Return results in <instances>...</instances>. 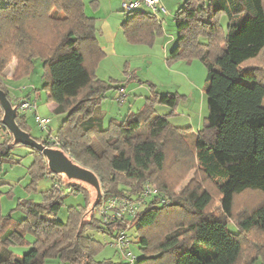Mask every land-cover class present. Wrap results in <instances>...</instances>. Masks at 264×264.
<instances>
[{
  "label": "trees",
  "instance_id": "obj_1",
  "mask_svg": "<svg viewBox=\"0 0 264 264\" xmlns=\"http://www.w3.org/2000/svg\"><path fill=\"white\" fill-rule=\"evenodd\" d=\"M221 17L227 19L226 32L219 23ZM173 19L178 49L171 60L197 58L207 72L208 116L204 130L196 136L174 129L165 118L155 115L153 104L175 108L177 96L170 94H155L137 115L126 121L111 119L105 125L99 104L112 87L94 77L105 54L98 42L95 19L86 16L82 0H0V74L12 59L19 80L41 64L42 89L53 105L52 112L62 117L54 137L57 148L95 174L103 191L101 203L113 197L137 196L147 183L155 185L168 201L166 205L158 199L150 202L128 222L129 229L138 225L144 252L137 264H238L242 238L253 232L264 235V200L251 212L239 215L236 233L229 231L227 223L233 216L235 196L254 191L264 197V84L253 73V63L264 53V0H182ZM120 28L131 44L150 43L161 31L157 19L144 11L128 14ZM200 38L207 43L199 42ZM0 91L11 103L1 79ZM12 106L18 108L19 103ZM1 119L0 107L4 135L0 174L10 160L11 147L22 146L13 144ZM15 122L29 134L23 114L18 113ZM186 138H193L194 154ZM36 142L55 147L48 138ZM167 143L175 145L183 157L194 158L204 177L216 185L222 218L209 215L213 199L208 192L187 186L175 196L161 179ZM25 148L34 155L26 191H36L37 182L46 176L52 177L53 185L41 193L40 203L18 201L12 212L23 215L19 222L12 220V213L3 216L0 205V264H38L46 259H57L61 264H107L94 261L101 245L84 233L97 230L115 239L126 225L98 222L95 215L100 203L78 232L88 205L84 188L60 179L66 192L55 188L57 176L48 172L44 156ZM72 193L81 194L85 206L69 208L67 220L62 222L59 211L65 196ZM4 195L13 198L12 192L0 191V200ZM166 208L184 212L191 220L153 239L151 231ZM18 246L29 249L18 256L12 250ZM251 249L245 264H254L258 258L264 262V252L258 248L253 252V245Z\"/></svg>",
  "mask_w": 264,
  "mask_h": 264
},
{
  "label": "rangeland",
  "instance_id": "obj_2",
  "mask_svg": "<svg viewBox=\"0 0 264 264\" xmlns=\"http://www.w3.org/2000/svg\"><path fill=\"white\" fill-rule=\"evenodd\" d=\"M107 1L109 2L110 0ZM107 1L82 0L86 16L95 19L96 30L99 27V23L96 20H106L113 31V39L116 41L115 51L108 54L104 53V57L94 70L96 79L112 87L102 95L103 98L99 104V110L104 114L105 125L111 119L126 121L137 115L145 107L147 99L155 94H170L177 96L175 108L153 104L155 115L165 118L174 129L184 130L190 135H198L199 132L204 130L208 116L205 92L206 69L197 58L171 60L178 49V34L173 17L178 8L181 7L182 0H164L167 4V11L161 14L160 20H158V22H161V31L155 33L150 43L137 44L128 43L121 32L120 24L124 18L128 17V14L121 12L122 1L120 4L118 3L119 11L113 9V11L106 14ZM114 1L116 0L111 1L112 8L117 6ZM219 23L222 30L226 32L227 19L221 17ZM97 35V38H100L99 40L102 43L100 29ZM199 42L207 43L204 38H200ZM253 65V73L264 84V53ZM41 74V64L38 63L33 74L21 80L17 79L16 61L12 59L0 74V79L8 90L9 98L12 101L11 105L20 103L25 99L22 91L26 89V91L31 92V89H33L31 101L34 103L36 111H28L23 114L26 118L29 135L35 141H44L46 138L51 141L55 137L62 117L52 112L53 105L47 101L46 92L42 89L43 80L41 79ZM242 82L249 86L252 85V83ZM118 86H122V88L118 89ZM262 106L264 107V103ZM38 119L39 121L43 119L50 120L48 127L51 131L49 129H41ZM142 134L144 136L146 132L143 131ZM3 139L4 135L0 130V141ZM186 140L194 154L193 138H186ZM165 150L167 155L161 179L166 181L171 187L173 195H180L181 191L187 186L190 188L198 186L201 190L208 192L213 199L212 206L207 210L209 215L212 218H222L219 203L221 197L217 187L204 177L194 158L191 159L189 155L183 157L182 154L178 153L177 147L170 143L165 145ZM33 161L34 155L29 149L23 146H13L11 147L10 160L5 162L3 171L0 174V191L3 194L12 192L13 195L12 199H8L6 195L1 198V213L3 216H8L12 213L11 218L15 222H19L23 218L20 212H12L16 209L18 201L31 200L35 203H40L41 193L47 191L53 185L52 177L46 176L37 182L36 191H26V187L31 183L28 168ZM58 179L63 183L65 182L58 176L55 178V182ZM150 185L155 187L153 184ZM82 187L85 190L87 204H89L94 197L93 191L85 185H82ZM263 200L264 197L254 191H245L235 196L233 216L231 220H227L229 231L236 233L234 225L239 215L251 212L262 204ZM84 206L85 201L81 194H68L64 198V204L59 211L58 219L66 222L69 208L79 209ZM99 210L100 208L97 211V215H95V219L98 222L101 218ZM189 220H191V217L184 212H173L171 209L166 208L158 224L151 231V238L156 239L157 235L161 234L162 231L172 230ZM100 228L103 229L104 226L100 225ZM84 237L90 238L101 245V250L94 256L95 262L120 264L119 253L112 247L113 238L102 231L90 229L84 233ZM127 237L130 241L129 251L135 257L134 264H137L144 257V252L139 244L137 224L127 231ZM27 241L29 242L30 240ZM241 241L243 253L238 264L246 263L252 251V245L253 252L256 248L264 252V235L262 234L253 232L247 234ZM28 249L27 246H18L12 250L16 255L21 256ZM167 260L170 261L169 258ZM38 264H61V262L57 259H46ZM254 264H264V262L261 258H258L254 261Z\"/></svg>",
  "mask_w": 264,
  "mask_h": 264
},
{
  "label": "built area",
  "instance_id": "obj_3",
  "mask_svg": "<svg viewBox=\"0 0 264 264\" xmlns=\"http://www.w3.org/2000/svg\"><path fill=\"white\" fill-rule=\"evenodd\" d=\"M121 12L124 14H130L136 11H145L153 15L157 21L160 20L161 14L165 13V10L161 4V0H122L120 6ZM28 111H36V107L31 100H22L19 103L17 112L24 114ZM39 121V119H38ZM41 129H49L50 120L43 119L39 121ZM51 131V130H50ZM55 147H59L55 138L49 141ZM55 188L62 192H66L60 182L54 184ZM158 199L159 204L166 205L168 201L162 198L160 193L155 187L150 184H145L142 191L137 196L132 198L127 197H113L104 200L101 203L99 214L100 220L103 224H110L112 222H120L125 224L127 229L120 231L114 239L112 247L116 249L121 258L120 264H134L135 257L130 253V241L127 237L128 222L133 219L138 213H140L150 202Z\"/></svg>",
  "mask_w": 264,
  "mask_h": 264
},
{
  "label": "water",
  "instance_id": "obj_4",
  "mask_svg": "<svg viewBox=\"0 0 264 264\" xmlns=\"http://www.w3.org/2000/svg\"><path fill=\"white\" fill-rule=\"evenodd\" d=\"M0 107L2 109L1 123L10 133L14 145H22L38 151L44 156L48 172L60 177L67 184L85 185L93 191V199L87 205L83 214L79 230L88 223L93 215L94 208L101 203L102 190L98 178L93 172L76 163L69 154L59 148L45 147L33 140L29 134L21 131L16 125L17 108L7 100L6 95L0 91Z\"/></svg>",
  "mask_w": 264,
  "mask_h": 264
},
{
  "label": "crops",
  "instance_id": "obj_5",
  "mask_svg": "<svg viewBox=\"0 0 264 264\" xmlns=\"http://www.w3.org/2000/svg\"><path fill=\"white\" fill-rule=\"evenodd\" d=\"M111 1L112 0H110L109 2L107 1L108 2V5H107L108 8H107L106 14H108L111 11H113V9H115V11H119V4H120V2L122 0H116V1H114L115 5H117V6H115V8H112ZM161 4H162V6H163V8H164V10L166 12L167 11V4H166V2L164 0H161ZM125 19L126 18H124L122 20L121 24L123 23V21ZM96 21L99 23V27H97L98 28L97 29V32L99 33V29H100L101 35H102V43L99 40L100 38H98V42L100 44V47H101L102 51H104L105 54L114 52L115 51V47H116V43H115L116 41L113 39L114 38L113 37L114 35H112L113 34V31L111 30L110 26L107 24L106 20H104V19L103 20L97 19ZM160 23L161 22H159V24ZM121 24H120V26H121ZM121 42H122V40H121ZM31 90L33 91V89H31ZM32 91L31 92L28 91V90L26 91V89H25V91H22V94H23L24 97L28 96V97L25 98L26 100H32Z\"/></svg>",
  "mask_w": 264,
  "mask_h": 264
}]
</instances>
